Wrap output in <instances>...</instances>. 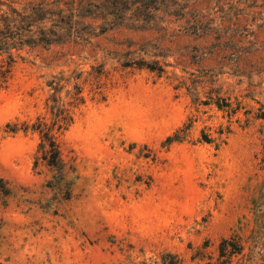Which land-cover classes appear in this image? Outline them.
I'll return each instance as SVG.
<instances>
[{
    "label": "rangeland",
    "instance_id": "obj_1",
    "mask_svg": "<svg viewBox=\"0 0 264 264\" xmlns=\"http://www.w3.org/2000/svg\"><path fill=\"white\" fill-rule=\"evenodd\" d=\"M1 1L0 264H264V0Z\"/></svg>",
    "mask_w": 264,
    "mask_h": 264
},
{
    "label": "trees",
    "instance_id": "obj_2",
    "mask_svg": "<svg viewBox=\"0 0 264 264\" xmlns=\"http://www.w3.org/2000/svg\"><path fill=\"white\" fill-rule=\"evenodd\" d=\"M53 5H34L29 10L20 12L0 0V8L3 6L9 8V11H4L0 15V53L29 44L51 45L55 39L47 32H44L42 24L46 20H50L59 29L61 28L60 24H57V21L53 18H60L61 22L67 19L66 15L63 14L64 10L59 7H55L59 10H53ZM144 5L134 4V0H104V2L94 5V7L101 13L108 12L107 14L113 17L114 25L117 23L116 21L125 19L124 10L134 11L132 14L135 15L136 12L147 9ZM110 11L112 13H109ZM65 24L68 23L65 22ZM34 27L41 30L39 39L30 36ZM52 36L58 37L56 33L52 34ZM42 133L44 134V140H42L40 150L43 151L44 159L48 160L50 165L57 166L61 161L59 146L48 130L43 129Z\"/></svg>",
    "mask_w": 264,
    "mask_h": 264
}]
</instances>
